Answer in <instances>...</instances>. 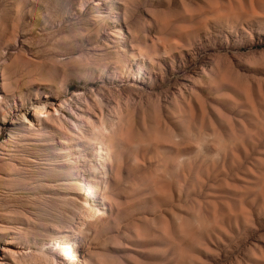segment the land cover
Returning <instances> with one entry per match:
<instances>
[{
	"label": "rangeland",
	"instance_id": "1",
	"mask_svg": "<svg viewBox=\"0 0 264 264\" xmlns=\"http://www.w3.org/2000/svg\"><path fill=\"white\" fill-rule=\"evenodd\" d=\"M0 264H264V0H0Z\"/></svg>",
	"mask_w": 264,
	"mask_h": 264
},
{
	"label": "bare ground",
	"instance_id": "2",
	"mask_svg": "<svg viewBox=\"0 0 264 264\" xmlns=\"http://www.w3.org/2000/svg\"><path fill=\"white\" fill-rule=\"evenodd\" d=\"M59 109V108H58ZM56 111H58V110H56ZM30 111L29 110H24V113H21L22 114V116L24 117L25 116V120L23 121V123L25 124V125H27V130H31V131H34V130H36L37 129V127H38V124L36 123V120H39L40 119V115H45V114H47L46 116L48 117L47 119L45 118V120H44V122L46 123H48V120L50 119V113H49V111H48V109H46V106H45V104H35V107H34V109H33V112H30V114H31V117H29L28 118V113H29ZM32 117H34L35 118V120L34 119H32ZM16 122V121H15ZM80 123V122H79ZM74 125V124H73ZM77 126H79V127H81V124H77ZM98 151H95L94 153L95 154H99L101 157H100V159H97V160H99L100 161V164L101 163H103V162H105L106 161V159H105V155L107 154L106 153V151H105V148H104V146L103 145H100L99 147H98ZM98 161V162H99ZM76 185L77 186H83V187H85V183H84V181H82V180H79V181H77L76 182ZM87 190H89V189H87ZM62 239H64V240H66V241H69V243H68V245H67V249L70 251V252H72V251H74L75 250V248L77 247H79V243H77L78 241H75L76 243H71L70 242V238L68 237V236H66V235H63L62 236ZM50 247H54L53 245H51ZM48 249V248H47Z\"/></svg>",
	"mask_w": 264,
	"mask_h": 264
}]
</instances>
